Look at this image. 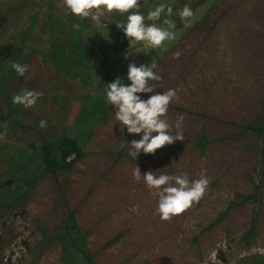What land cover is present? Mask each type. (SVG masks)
Masks as SVG:
<instances>
[{
    "label": "rangeland",
    "instance_id": "rangeland-1",
    "mask_svg": "<svg viewBox=\"0 0 264 264\" xmlns=\"http://www.w3.org/2000/svg\"><path fill=\"white\" fill-rule=\"evenodd\" d=\"M139 3L145 17L158 4H171L176 35L153 64L154 54L147 58V52L131 63L154 65L161 79L150 83L164 92L175 53L202 61L197 69L203 72L193 76L201 85L189 92L202 95L196 102L216 113L192 117L184 125L190 129H182L183 141L155 154L141 151L136 160L128 143L142 133L129 134L107 115L92 126L82 160L45 176L17 200L19 164L29 163L33 174L42 169L33 163L29 144L39 147L40 135L57 137L78 121L87 128L82 107L106 91L102 62L113 61L109 47L122 37L112 22H123L127 14L106 13L97 24L72 15L63 0H0V114H7L22 89L43 93L34 107L17 105L23 127L31 130L0 121V264H89L82 251L92 264H235L264 258V132L245 129L264 130V0ZM186 4L194 12L189 26L178 15ZM163 19L146 23L163 25ZM13 62L28 65L24 77ZM139 95L147 99L151 93ZM136 166L142 175L184 173L190 180L205 175L208 191L183 214L162 221L155 214L157 198L143 178L133 177ZM70 212L84 238L75 246Z\"/></svg>",
    "mask_w": 264,
    "mask_h": 264
},
{
    "label": "clouds",
    "instance_id": "clouds-1",
    "mask_svg": "<svg viewBox=\"0 0 264 264\" xmlns=\"http://www.w3.org/2000/svg\"><path fill=\"white\" fill-rule=\"evenodd\" d=\"M63 6L74 16L80 19L90 18L94 23H100L106 13L113 12L127 14L126 22H112L117 28L123 30L125 36L133 43H146L151 48H160L165 41L175 39V22L170 19L173 15V7L168 3H160L150 10L145 17L140 11L139 0H63ZM180 19L189 26L194 17V12L189 5H184L178 11ZM163 25L146 23L159 21L161 17ZM72 27L79 30L80 25L75 23ZM179 57L180 53L174 54ZM11 67L21 77L28 71V65L13 62ZM149 65L137 66L130 63L127 70V80L130 84L125 85L119 77L107 84L106 98L108 104L115 109V119L124 127L129 134H141L139 140L128 143L129 155L136 160L142 151L144 154H155L158 149L171 145L175 141H183L185 136L182 130L184 116L180 115L174 127L177 129L173 134L172 124L166 119L170 103L178 99L177 92L169 89L164 92L154 91V85L150 82L159 81L158 75ZM151 93L147 99H142L139 94ZM43 93L36 90L22 89L12 98L13 104L22 105L25 108L34 107ZM47 125L46 120L40 121V127ZM154 134V135H153ZM136 181L143 178L151 195L157 198L155 214L162 221L183 214L194 204L204 198L208 191L210 180L201 175L198 179L190 180L184 173L179 175L160 174L156 175L148 171L143 175L138 166L133 170Z\"/></svg>",
    "mask_w": 264,
    "mask_h": 264
},
{
    "label": "trees",
    "instance_id": "trees-1",
    "mask_svg": "<svg viewBox=\"0 0 264 264\" xmlns=\"http://www.w3.org/2000/svg\"><path fill=\"white\" fill-rule=\"evenodd\" d=\"M123 22H126V19ZM120 33L122 34V37L119 41L109 47L113 61L108 62L104 59L102 62L103 78L101 83L105 86L106 91L107 84L113 82L117 77H119L125 85L130 84V81L127 80V70L128 65L131 63V58H134L138 54H144L143 56H145L147 52V58L151 54H154V59L152 60L153 64L169 45V41H165L161 49L157 50L158 48H151L146 43H133L132 41H129L122 29H120ZM143 64L146 66L148 65L145 61ZM136 65L140 66V63ZM56 69L60 73H68L58 66H56ZM106 91L96 100L87 102L82 107V113L88 115L87 128H84L82 122L78 121L74 127L63 132L57 137L46 138L40 135L42 143L39 147L34 143L29 144V150H31L32 158L34 160L33 163H40L42 165V169L38 174H33L31 173V166L29 163L26 165L21 163L19 164V167L22 168V174L16 178V183H19L21 186L18 189L19 193L15 195L16 198L14 199L19 200L26 198L28 191L31 190V188L42 178L47 175L54 176L58 172L69 171L75 163L85 157L81 148L89 140V132L91 131L92 126L97 121L107 116L110 108L112 107V105L107 102ZM22 116L23 114L20 113L17 105L12 102L9 106L7 114L5 116L0 114V121H6L15 130L22 132L31 130L32 128L23 127ZM245 129L264 132L263 128L245 127ZM69 218L74 223L69 228L70 231H75V235L73 236L75 240H73V238L71 240V243L75 246L84 238L82 234L76 230V221L73 212L69 213ZM252 231L253 227L250 228L249 233H252ZM76 247L81 248L79 245ZM82 254L89 264L93 263L90 256L86 252L82 251ZM235 264H264V258H244Z\"/></svg>",
    "mask_w": 264,
    "mask_h": 264
},
{
    "label": "crops",
    "instance_id": "crops-1",
    "mask_svg": "<svg viewBox=\"0 0 264 264\" xmlns=\"http://www.w3.org/2000/svg\"><path fill=\"white\" fill-rule=\"evenodd\" d=\"M177 49L178 45H176L175 48L170 51V55L173 53V50L177 51ZM169 66L171 78L169 89L176 90L178 99L173 100L169 105L170 107L168 113V121L175 124L177 118L180 115H183L184 120L182 122V129H190V127L184 125L194 122L192 117L199 115H207L208 113L213 112L216 113L215 111L208 112L204 110L203 107L207 106L200 105L196 102L197 99H203L202 97H200L202 95L198 96L199 98H196L190 95L189 92L191 86H193L195 90H198V84L201 85L200 82H196L194 80L193 76L194 74L199 75L203 72L202 70L199 71L197 69L199 67H204L202 61L199 62L198 59H190L188 57L179 56L178 58H170ZM197 106L201 107L199 108ZM114 113L115 109L112 106L109 110L107 119H111ZM111 129L115 130L114 127L110 128V130Z\"/></svg>",
    "mask_w": 264,
    "mask_h": 264
}]
</instances>
